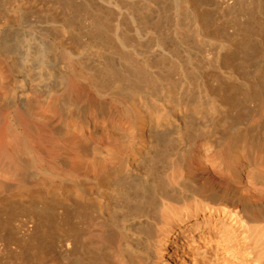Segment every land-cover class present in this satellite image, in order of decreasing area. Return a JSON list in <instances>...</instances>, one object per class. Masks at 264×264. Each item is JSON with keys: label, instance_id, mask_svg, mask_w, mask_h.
<instances>
[{"label": "bare ground", "instance_id": "obj_1", "mask_svg": "<svg viewBox=\"0 0 264 264\" xmlns=\"http://www.w3.org/2000/svg\"><path fill=\"white\" fill-rule=\"evenodd\" d=\"M0 63V194L39 200L36 251L56 230L60 264H264V0H0Z\"/></svg>", "mask_w": 264, "mask_h": 264}, {"label": "rangeland", "instance_id": "obj_2", "mask_svg": "<svg viewBox=\"0 0 264 264\" xmlns=\"http://www.w3.org/2000/svg\"><path fill=\"white\" fill-rule=\"evenodd\" d=\"M14 25L18 26V23H15ZM0 63V94L5 96L4 94V84L6 82L7 78V72L3 67L1 68ZM26 72V71H25ZM27 72L29 73L28 69ZM6 73V74H5ZM31 73V72H30ZM6 78H5V77ZM9 77V75H8ZM33 77V76H32ZM15 78L21 79V75L16 76ZM28 87L32 88V85L30 84ZM37 111L32 110V116L30 119L33 123H37L40 118L37 116ZM23 123L26 122V118L23 117ZM1 124V123H0ZM115 128L120 129V125L115 124ZM51 136L48 135L47 138H45V144L49 145L50 141L52 140L50 138ZM86 140L82 138L80 140V144L82 147H87L88 142L85 143ZM3 147V146H1ZM5 153L4 148L0 149V153ZM231 166L235 168V170H238L241 175L243 176V187L250 185L248 175L252 172V170L255 171H261V166L258 163H252L249 167H246L243 160L231 162ZM34 179H32L33 181ZM16 182V176H15V168H8L0 166V187L4 183H15ZM257 190L259 193L264 196V184H259L257 186ZM29 203L39 206V200H25L23 197L15 196L8 198L7 195L0 194V264H25L20 263L19 254L16 253V249L20 250V247L26 248L31 247L30 250H27L33 253V255L27 254V260H34L35 263H37L40 258L38 257V253L40 251H43L45 254V261L47 264H60L63 263L65 259H63L62 251L65 241V232H59L56 230L47 232L46 236L47 239L50 241H47V243L43 244V246L39 245V250L36 251V247H38V241L34 242L32 238H29L28 231L26 228L28 226L31 227L33 220V223L35 221H38L37 216H35V212L31 210H25L24 206L28 205ZM57 207V210L55 212V217L53 218L54 221L59 220L61 223L59 227L62 226L63 223H66L67 221V214H68V205L66 204H59ZM64 227V226H62ZM56 229V228H54ZM2 233V234H1ZM37 234L35 235V237ZM51 243V244H50ZM62 245V247H61ZM51 246V247H50ZM46 251V252H45ZM40 255V254H39Z\"/></svg>", "mask_w": 264, "mask_h": 264}]
</instances>
